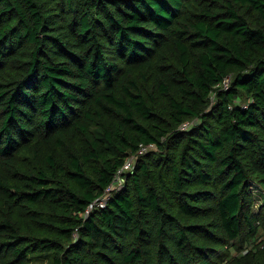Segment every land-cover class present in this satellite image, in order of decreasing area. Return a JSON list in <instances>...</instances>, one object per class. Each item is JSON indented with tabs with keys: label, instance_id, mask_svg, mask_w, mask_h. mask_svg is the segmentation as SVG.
Listing matches in <instances>:
<instances>
[{
	"label": "trees",
	"instance_id": "16d2710c",
	"mask_svg": "<svg viewBox=\"0 0 264 264\" xmlns=\"http://www.w3.org/2000/svg\"><path fill=\"white\" fill-rule=\"evenodd\" d=\"M252 182L264 0H0V264H264Z\"/></svg>",
	"mask_w": 264,
	"mask_h": 264
},
{
	"label": "rangeland",
	"instance_id": "374dc122",
	"mask_svg": "<svg viewBox=\"0 0 264 264\" xmlns=\"http://www.w3.org/2000/svg\"><path fill=\"white\" fill-rule=\"evenodd\" d=\"M229 81V79H228ZM148 150V149H146ZM136 157V154H132L127 161L131 162L134 160V158ZM251 191L253 193V197H255V200L253 202V209L255 211H257L258 209L263 208L264 205V185L258 182H252L251 184ZM261 239H263L264 241V235L261 236L259 239H257V241H260ZM261 248L264 249V242H261Z\"/></svg>",
	"mask_w": 264,
	"mask_h": 264
},
{
	"label": "built area",
	"instance_id": "2783aa9c",
	"mask_svg": "<svg viewBox=\"0 0 264 264\" xmlns=\"http://www.w3.org/2000/svg\"><path fill=\"white\" fill-rule=\"evenodd\" d=\"M226 82H228V80L226 81ZM153 145H151V147H152ZM149 148V146H143L141 149H140V151L142 152V151H144V150H146V149H148ZM132 166H133V161H131V162H126L125 163V165L120 169V171H125V170H129V169H131L132 168ZM121 182V180L118 178V181H117V183H120ZM109 188H111V186L109 187ZM108 188V189H109ZM103 201V199L101 200V202Z\"/></svg>",
	"mask_w": 264,
	"mask_h": 264
}]
</instances>
